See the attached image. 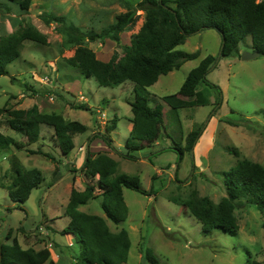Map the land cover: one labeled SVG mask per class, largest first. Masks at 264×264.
<instances>
[{"label": "rangeland", "instance_id": "1", "mask_svg": "<svg viewBox=\"0 0 264 264\" xmlns=\"http://www.w3.org/2000/svg\"><path fill=\"white\" fill-rule=\"evenodd\" d=\"M140 1L31 0L26 11L14 8L7 13L0 9V38L27 26L47 38L44 46L25 41L20 58L7 66L8 75L0 76V108L6 105L9 109H28L37 105L42 112L61 114L69 121L88 127L86 133L74 136V149L67 157L55 147L51 129L41 127L42 139L28 145L27 149L40 147L44 153L51 154L55 162L14 148L2 154L0 243L11 244L16 238L22 248H48L50 259L58 264H75L79 247L62 232L69 223L64 213L71 190L82 191L84 183L96 181L83 177V162L79 160L85 159L90 150L92 155L112 153L116 165L109 180L125 174L137 177L143 191L149 192L151 188L153 191L151 196H144L123 189L128 211L125 221L117 226L106 218L101 197L78 208L80 212L105 219L112 231H127L130 249L126 264H147L142 258L146 250L159 264H246L248 256L264 264V218L257 207L243 201L237 203L234 215L239 229L238 235L232 237L217 230L204 234L201 224L173 202L174 199H190L195 191L200 197L218 203L226 197L222 173L234 167L238 160L248 159L264 167V56L246 61L239 57L220 59L207 80L220 88L221 95L211 89L210 105L173 111L160 98L177 93L187 73L204 57L217 56L221 45V38L213 29L187 37L177 49L186 53L198 51L199 58L161 76L146 92L138 90L142 96L156 97L157 103L150 102L149 106L159 105L169 138L162 134L158 146L134 152V159L128 160L121 155L125 154L124 141L131 131L128 102L134 100L133 84L126 82L104 88L99 87L94 78L80 77L72 61L77 47L63 48V37L56 24H46L41 18L44 13L64 16L68 23L83 31H99L126 11L124 3L136 6ZM137 16L136 22L121 34L119 44L106 40L84 46L102 62H108L115 54L121 55L122 46L130 43L143 23V12L138 11ZM249 43L246 40L239 44L240 55L250 51ZM70 103L85 104L89 110L71 109ZM225 118L246 126H230L223 122ZM113 122L116 128L107 133L106 127H111ZM200 126L203 132L194 147L196 153L192 152V158L184 151L179 162V148H184L187 135ZM0 131L14 139L21 138L4 124ZM94 132L105 133L112 141L113 150L100 151L101 146L108 148L102 140L90 142ZM165 148L174 150L159 152ZM13 155L23 169H38L43 177L41 185L20 206L8 198L6 190L11 182L9 157ZM156 171L163 175L157 176ZM95 193L99 194L98 190Z\"/></svg>", "mask_w": 264, "mask_h": 264}, {"label": "trees", "instance_id": "2", "mask_svg": "<svg viewBox=\"0 0 264 264\" xmlns=\"http://www.w3.org/2000/svg\"><path fill=\"white\" fill-rule=\"evenodd\" d=\"M30 4L31 0H3L0 2V9L7 13H11L14 8L26 11ZM124 5L126 11L99 31H83L68 23L64 16L44 13L41 18L46 24H56L57 31L63 37V48L77 47L72 61L80 77L94 78L98 86L104 88L117 87L126 82L133 84L134 100L128 102L132 114L129 119L132 129L124 141L125 154L121 155L125 159L133 160L134 152L155 145L162 134L169 138L159 105L149 106L150 102L157 103L156 97L149 94L142 96L138 90L146 92L161 76L180 69L188 61L198 59V51L186 53L177 48L184 44L187 37L213 29L221 38L218 55H208L201 59L187 73L177 93L160 98L173 111L210 105V90H216L219 95L221 90L207 80V75L220 59L240 58L238 47L246 40L250 42L248 48L251 52L256 51L264 56V1L141 0L136 6L129 2ZM138 11L144 14L143 23L130 43L122 46L121 55L115 54L108 62H102L93 51L84 46L86 43H104L106 40L119 44L121 34L136 22ZM25 41L42 46L47 44L46 36L32 26L2 36L0 76L8 75L7 66L20 58ZM216 104L217 102L214 103L215 106ZM68 105L75 110H89L85 104ZM3 117L5 120L2 121ZM223 122L233 127L246 126L226 118ZM3 124L21 138L17 140L0 131V157L6 150L14 148L16 151L43 156L53 162L54 157L44 153L40 147L36 150L27 149L28 145L36 144L42 139V126L51 129V139L64 157L74 149V136L88 130L87 126L77 121H69L61 114L42 112L37 105L28 109H9L5 105L0 108V129ZM115 128L116 123L113 122L105 131L110 133ZM202 132L203 126H200L187 135L184 148H179V162L184 151L193 158V149ZM95 139H101L113 150L112 141L105 133H94L90 142ZM172 149L165 148L159 152ZM9 162L11 182L6 186L7 195L13 203L20 206L41 185L43 177L38 169H23L14 155L9 157ZM115 165V160L108 154L92 155L88 150L82 171L89 181L97 179L93 184L86 183L82 191L71 190L64 213L69 223L62 232L71 236L79 247L75 264H126L128 261L130 239L127 231H112L102 217L78 210L90 200L101 197V208L106 218L117 226L125 221L128 211L123 199V189L134 190L144 196L153 194L152 188L149 192L141 189L137 177L120 174L109 180ZM177 170L178 166L176 173ZM222 178L226 197L218 203L207 197H200L195 191L190 199H174L173 202L183 207L186 213L201 224L204 234L217 230L235 237L239 229L234 215L238 202L243 201L257 207L264 218V167L248 159H241L234 167L223 172ZM96 190L99 194L95 193ZM262 228L264 230V220ZM7 239H10L9 235ZM50 257L48 248H22L16 238L11 244L0 243V264H58ZM142 258L147 264H159L148 250ZM246 264L259 262L248 256Z\"/></svg>", "mask_w": 264, "mask_h": 264}, {"label": "crops", "instance_id": "3", "mask_svg": "<svg viewBox=\"0 0 264 264\" xmlns=\"http://www.w3.org/2000/svg\"><path fill=\"white\" fill-rule=\"evenodd\" d=\"M155 84H156V83H155ZM155 84H154L153 86H155ZM153 86H151V87H153ZM151 87H149V88H151ZM38 108L40 109V106H38ZM128 127H129V131H130L131 128H132V125H131V123H130L129 121H128ZM94 133H95V132H94ZM94 133H93V134H94ZM97 140H101V139H95V140H93V142H96ZM93 142H92V143H93ZM196 145H197V144H196ZM196 145H195V146H196ZM154 146H158V143H156ZM89 149H90V148H89ZM99 149H100V151H103V152H110V151H111L109 148H106V149H105V148L102 147V146H101ZM202 151H203V150H202ZM89 152L91 153L92 151L89 150ZM193 152H194V154H195V153H196V150L193 149ZM106 154H108V155L112 158V153H111V152H110V153H106ZM79 160H81V161L83 162V161H84V158H83V159L81 158V159H79ZM156 175H157V176H162L163 173H161V172H159V171H156ZM84 176H85V175H84V173H83V177H84ZM84 178H86V177H84ZM84 178H83V179H84ZM76 179H77L78 181L80 180L79 177H77ZM96 179H97V178H96ZM96 179H95V180H96ZM84 181H85V180H84ZM85 184H86V183H84V186H85ZM72 186H73V185H72ZM76 187H77V186H76ZM76 190H77V189H76ZM70 238H72V237L70 236ZM72 239H73V238H72Z\"/></svg>", "mask_w": 264, "mask_h": 264}, {"label": "water", "instance_id": "4", "mask_svg": "<svg viewBox=\"0 0 264 264\" xmlns=\"http://www.w3.org/2000/svg\"><path fill=\"white\" fill-rule=\"evenodd\" d=\"M259 55L258 52L256 51H244L241 53L240 55V59L243 60V61H246V60H250V59H253V58H257Z\"/></svg>", "mask_w": 264, "mask_h": 264}]
</instances>
